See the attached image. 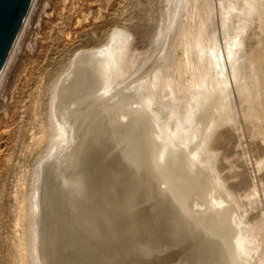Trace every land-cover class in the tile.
<instances>
[{
	"label": "bare ground",
	"instance_id": "bare-ground-1",
	"mask_svg": "<svg viewBox=\"0 0 264 264\" xmlns=\"http://www.w3.org/2000/svg\"><path fill=\"white\" fill-rule=\"evenodd\" d=\"M170 1L164 23L142 52L127 59L132 35L112 27L99 44L75 50L47 87L38 153L20 173L28 188L17 189L24 183L21 178L16 185L13 221L19 229L12 238V262L41 264V185L48 170L72 160L79 112H70L64 101L80 80L87 85L85 101L98 105L101 100L109 111L107 118L94 121L116 123L115 142L139 176L138 192L145 191L146 183L157 184L171 219L192 240L188 264H264V222L256 205L249 206L254 210L249 220L236 188L226 184L239 166L249 177L244 127L264 195V0H216L215 5L213 0ZM222 128L232 137L231 153L216 145ZM256 141L263 146L254 149ZM246 187L247 195L251 181Z\"/></svg>",
	"mask_w": 264,
	"mask_h": 264
},
{
	"label": "rangeland",
	"instance_id": "rangeland-1",
	"mask_svg": "<svg viewBox=\"0 0 264 264\" xmlns=\"http://www.w3.org/2000/svg\"><path fill=\"white\" fill-rule=\"evenodd\" d=\"M213 2L215 5L216 0ZM170 6L171 1L167 4L166 0L32 3L23 31L0 75V264H16L12 258L13 240L18 235L16 228L19 229L13 221L16 196L19 190L28 188L20 173L29 168L38 153L37 139L49 84L75 50L99 44L112 27L126 29L132 35L127 59L139 54L148 37L161 28ZM217 16L214 9L213 25L218 34ZM85 86L78 80L64 101L71 105L70 112H79L71 163L48 170L41 185V264H188V252L194 248L192 240H187L186 230L178 229L171 219L172 213L157 184L146 183L145 191L138 192L142 188L137 182L139 176L115 142L116 123L105 124L109 111L101 106V100L96 102L98 105L85 101ZM104 115L102 124L94 121ZM241 132L249 177L239 166L232 170L235 176L229 177L226 184L236 188L247 208V218L250 220L253 215L249 206L254 202L264 222L261 180L244 127ZM231 140L228 129L222 128L216 145L231 153ZM256 143H251L254 149L263 146ZM20 178L24 183L19 187ZM250 181L252 188L246 195L244 189Z\"/></svg>",
	"mask_w": 264,
	"mask_h": 264
},
{
	"label": "water",
	"instance_id": "water-1",
	"mask_svg": "<svg viewBox=\"0 0 264 264\" xmlns=\"http://www.w3.org/2000/svg\"><path fill=\"white\" fill-rule=\"evenodd\" d=\"M30 3L31 0H0V73L16 40ZM40 208L43 210L44 201L40 202Z\"/></svg>",
	"mask_w": 264,
	"mask_h": 264
}]
</instances>
